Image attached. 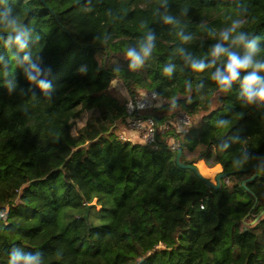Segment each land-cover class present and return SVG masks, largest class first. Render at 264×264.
Listing matches in <instances>:
<instances>
[{
  "label": "trees",
  "instance_id": "1",
  "mask_svg": "<svg viewBox=\"0 0 264 264\" xmlns=\"http://www.w3.org/2000/svg\"><path fill=\"white\" fill-rule=\"evenodd\" d=\"M6 9L50 87L28 81L24 53L12 59L0 27V264L17 249L48 264H264V103L245 100L247 72L227 90L212 79L226 57L190 66L211 64L216 43L229 47L220 32L234 21L264 61V0H0ZM149 36L133 67L127 50ZM148 91L160 99L142 115L169 124L156 150L116 134L127 98ZM179 112L189 127L175 123ZM199 162L228 182L206 185Z\"/></svg>",
  "mask_w": 264,
  "mask_h": 264
},
{
  "label": "clouds",
  "instance_id": "2",
  "mask_svg": "<svg viewBox=\"0 0 264 264\" xmlns=\"http://www.w3.org/2000/svg\"><path fill=\"white\" fill-rule=\"evenodd\" d=\"M173 18L170 16L165 17V23L172 24ZM239 25V21H234L231 28L220 32V40L222 42H230L229 47L222 46V43H216L212 49L210 55L214 58L211 64H205L203 60H191V67L198 72L204 71L206 67L211 68L215 64V59L220 57H226L223 64V70L220 67H216L212 73V79L223 89L227 90L231 85L236 82L241 72H247L243 78V95L247 102H260L264 103V75H258V73H264V61L255 59L257 55L256 40H247L246 34L243 32H236V28ZM0 27L9 30L5 43L9 46H15L17 55H13L12 59H17L19 53H24L22 61L27 63L26 75L28 81L36 83L39 88L47 90L50 85L45 79L41 78V68L38 62H33L28 54L29 36L25 33L24 26L19 22V19L13 16L10 10L0 12ZM235 33V35H233ZM40 37L36 36L34 41H39ZM184 42L191 40V36H181ZM153 37L149 36L143 44L141 51L137 52L134 49L127 50V57L132 61V66L137 67L143 63L145 57H147L152 49ZM232 46L237 48L243 47L246 51L243 56L239 52L232 50ZM191 59L190 57H185ZM3 57H0L2 60ZM174 70V66H169L165 69V73L170 75ZM250 70V71H249ZM81 72L84 69L80 70ZM47 72L44 73V76ZM16 85L13 82H9V91ZM8 264H40V256L24 254L19 249L14 250L10 256Z\"/></svg>",
  "mask_w": 264,
  "mask_h": 264
},
{
  "label": "built area",
  "instance_id": "3",
  "mask_svg": "<svg viewBox=\"0 0 264 264\" xmlns=\"http://www.w3.org/2000/svg\"><path fill=\"white\" fill-rule=\"evenodd\" d=\"M159 99V94L156 91H148L144 94L127 98L125 102V131L118 136L121 141L133 142L135 139L140 144L152 146L154 150L158 148L157 133L159 130L160 133L168 130L169 124L159 129L152 117H144L142 113L155 106ZM174 119L175 123L182 128H187L191 125L190 117L185 112H180ZM169 148L174 150L176 144L170 142ZM1 217L5 218V215L2 214Z\"/></svg>",
  "mask_w": 264,
  "mask_h": 264
},
{
  "label": "rangeland",
  "instance_id": "4",
  "mask_svg": "<svg viewBox=\"0 0 264 264\" xmlns=\"http://www.w3.org/2000/svg\"><path fill=\"white\" fill-rule=\"evenodd\" d=\"M111 87H112V94H114L119 99L124 100L127 97L126 91H125L121 82L113 81L111 84ZM179 114H180V112L177 115H179ZM123 132H124L123 126L119 125L116 129V134L119 135ZM135 142H138V141H136L134 139L133 143H135ZM196 167L200 171V173L202 174L203 177L208 179L211 183L215 184L216 176L220 172V168L218 166H208L207 163H205V162H199ZM222 182L227 183L228 180L225 179ZM97 209H98V207H97ZM68 256H69V254L67 253V251L64 248L60 249L58 254H57L58 258H61V257L68 258ZM40 264H48V259L41 260Z\"/></svg>",
  "mask_w": 264,
  "mask_h": 264
},
{
  "label": "water",
  "instance_id": "5",
  "mask_svg": "<svg viewBox=\"0 0 264 264\" xmlns=\"http://www.w3.org/2000/svg\"><path fill=\"white\" fill-rule=\"evenodd\" d=\"M253 168H255V166H252ZM246 169H242V170H237V171H234V173H238V172H245ZM194 172L195 174L206 184L208 185L209 187H214L215 189H218L221 185V181L225 180V179H228L229 177V174H220L216 177V180H215V185H213V183H211L208 179H206L205 177H203L196 169H194ZM256 176V174L253 176V178ZM252 178V179H253ZM87 211H88V206L85 207V214H84V217L86 218L87 216ZM262 214V213H261ZM261 214L258 216V218L261 216ZM256 221V220H255ZM255 221H253L252 223H254Z\"/></svg>",
  "mask_w": 264,
  "mask_h": 264
},
{
  "label": "crops",
  "instance_id": "6",
  "mask_svg": "<svg viewBox=\"0 0 264 264\" xmlns=\"http://www.w3.org/2000/svg\"><path fill=\"white\" fill-rule=\"evenodd\" d=\"M138 143V142H137Z\"/></svg>",
  "mask_w": 264,
  "mask_h": 264
}]
</instances>
